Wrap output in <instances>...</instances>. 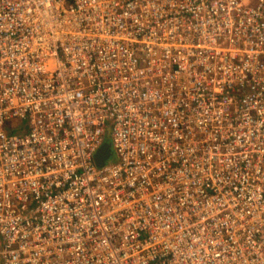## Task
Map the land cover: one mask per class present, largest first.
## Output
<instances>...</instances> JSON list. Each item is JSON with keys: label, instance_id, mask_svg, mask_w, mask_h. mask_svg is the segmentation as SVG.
<instances>
[{"label": "built area", "instance_id": "2783aa9c", "mask_svg": "<svg viewBox=\"0 0 264 264\" xmlns=\"http://www.w3.org/2000/svg\"><path fill=\"white\" fill-rule=\"evenodd\" d=\"M0 264H264V0H0Z\"/></svg>", "mask_w": 264, "mask_h": 264}, {"label": "water", "instance_id": "95a60500", "mask_svg": "<svg viewBox=\"0 0 264 264\" xmlns=\"http://www.w3.org/2000/svg\"><path fill=\"white\" fill-rule=\"evenodd\" d=\"M113 154L110 142H106L96 154V160L99 165H103Z\"/></svg>", "mask_w": 264, "mask_h": 264}, {"label": "rangeland", "instance_id": "374dc122", "mask_svg": "<svg viewBox=\"0 0 264 264\" xmlns=\"http://www.w3.org/2000/svg\"><path fill=\"white\" fill-rule=\"evenodd\" d=\"M21 122H22V121L17 120V121L12 122L11 124H13V125H18V126H19V123H21Z\"/></svg>", "mask_w": 264, "mask_h": 264}, {"label": "trees", "instance_id": "16d2710c", "mask_svg": "<svg viewBox=\"0 0 264 264\" xmlns=\"http://www.w3.org/2000/svg\"><path fill=\"white\" fill-rule=\"evenodd\" d=\"M15 130V129H14Z\"/></svg>", "mask_w": 264, "mask_h": 264}]
</instances>
